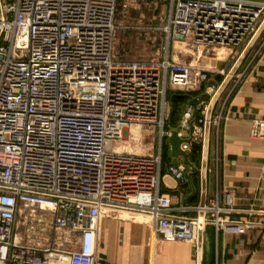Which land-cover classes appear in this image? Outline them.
<instances>
[{
  "label": "built area",
  "instance_id": "1",
  "mask_svg": "<svg viewBox=\"0 0 264 264\" xmlns=\"http://www.w3.org/2000/svg\"><path fill=\"white\" fill-rule=\"evenodd\" d=\"M169 1L164 31L186 44L238 48L264 20L261 0ZM120 3L0 0V264H98L99 227L110 212L142 217L166 242L196 244L204 227L230 224V194L204 206L160 194L162 148L155 155L111 148L133 126L159 127L163 142L168 92L195 91L210 72L169 58H117ZM205 116L184 152L204 141ZM167 171L187 184L185 165ZM23 209L52 212L53 247L16 236Z\"/></svg>",
  "mask_w": 264,
  "mask_h": 264
},
{
  "label": "crops",
  "instance_id": "2",
  "mask_svg": "<svg viewBox=\"0 0 264 264\" xmlns=\"http://www.w3.org/2000/svg\"><path fill=\"white\" fill-rule=\"evenodd\" d=\"M263 42L264 31L255 47ZM232 50L225 54L215 70L203 66L210 70L206 83L222 79V84L227 76L225 71L241 55L233 53L231 56ZM253 57V54L249 55L247 63L237 71L239 75L243 74L240 84L229 82L211 119L206 204L216 197L222 202L225 195L230 194L234 200L233 212L227 216L230 224L223 228L204 227L199 233L201 240L198 239L196 244L166 242L153 236L142 217L117 212L101 221L98 264H264V51L252 61ZM220 85L208 86L201 96L169 91L166 98L168 109L170 104L176 106L185 101L182 116L184 118L187 114L190 119L187 127L183 120L175 122L172 119L166 125L167 132L177 130L183 138H188L190 122L196 119L197 124L203 110L207 114L209 103ZM219 118L221 120L216 124ZM203 151V142L192 146L189 154L195 172L191 179L190 168L182 159L178 161L177 165L188 168L187 184L179 183L168 173L167 167L173 165V159L169 150L164 151L161 195L171 197L174 203L200 205ZM192 185L195 187L193 195Z\"/></svg>",
  "mask_w": 264,
  "mask_h": 264
},
{
  "label": "rangeland",
  "instance_id": "3",
  "mask_svg": "<svg viewBox=\"0 0 264 264\" xmlns=\"http://www.w3.org/2000/svg\"><path fill=\"white\" fill-rule=\"evenodd\" d=\"M171 7L169 0H121L116 17L115 56L125 62L163 61L169 58L170 61L177 64L204 66L212 70L218 68L217 64L226 57L225 54H230V48L186 44L169 40L164 30L171 16ZM245 47L246 44L234 48L235 51L231 49V56H233V53L242 54ZM253 48L242 65L246 62L249 55H255L257 52L261 54L264 51V46L261 44ZM234 63L236 62L232 61L229 65L225 71V76L229 73ZM238 73L235 75L236 78L239 75ZM233 78L232 82L235 83L236 78ZM221 81L222 79L205 82L195 91H174L172 94L194 93L201 96L208 86L217 87ZM185 103L184 101L183 104L179 103L176 106L170 104V110L168 109L164 124V132L167 133L166 125L172 119H175V122L183 120V125L185 120L190 119L187 114L184 118L182 116ZM130 129L137 130L138 137H135L132 133L129 134ZM130 129L125 134L124 139L116 144L115 150L120 148L123 152L151 155L157 151L159 152L160 148H162V153L165 150L170 151L167 142L168 137H165L163 142H161L159 127L133 126ZM115 214L117 212H110L103 219ZM53 222L54 216L48 210L23 209L17 219L16 236L27 245L39 248L53 247L58 237L53 230Z\"/></svg>",
  "mask_w": 264,
  "mask_h": 264
},
{
  "label": "water",
  "instance_id": "4",
  "mask_svg": "<svg viewBox=\"0 0 264 264\" xmlns=\"http://www.w3.org/2000/svg\"><path fill=\"white\" fill-rule=\"evenodd\" d=\"M264 31V20L261 23L260 27L258 28L257 32L254 34V36L251 38V40L246 45L244 51L232 67V69L227 74L226 78L216 91V93L213 95L208 109L207 114L205 116V125H204V141H203V163H202V198L200 202V206H204L206 204V169H207V154L209 149V137H210V129H211V119H212V113L213 109L219 100L221 94L229 84V82L232 80V78L235 76L239 68L241 67L242 63L260 38ZM195 120L190 122L189 127V137L188 138H182L179 136V132L177 130H173L170 132V135L167 138L168 145L170 147V154L173 159L172 163L173 165H177L179 159H182L184 164L190 168L189 178H192V174L195 172L194 165L190 162V154L187 152H184L181 149V145L183 143H190L191 142V136L193 135V132L195 130ZM192 181V180H191ZM195 194V187L192 185V195ZM201 232V231H200ZM201 240V235L199 236V241Z\"/></svg>",
  "mask_w": 264,
  "mask_h": 264
},
{
  "label": "bare ground",
  "instance_id": "5",
  "mask_svg": "<svg viewBox=\"0 0 264 264\" xmlns=\"http://www.w3.org/2000/svg\"><path fill=\"white\" fill-rule=\"evenodd\" d=\"M131 133H132V135H134L135 137H138L137 130H131ZM115 146H116V144L113 145V146L111 145V148L115 150ZM116 150H118V151L121 152L120 148H116ZM152 258H153V257H152Z\"/></svg>",
  "mask_w": 264,
  "mask_h": 264
}]
</instances>
